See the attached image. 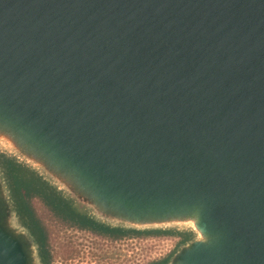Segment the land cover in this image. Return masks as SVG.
<instances>
[{
	"label": "water",
	"instance_id": "1",
	"mask_svg": "<svg viewBox=\"0 0 264 264\" xmlns=\"http://www.w3.org/2000/svg\"><path fill=\"white\" fill-rule=\"evenodd\" d=\"M0 142L192 227L172 264H264V0H0ZM0 264H31L1 216Z\"/></svg>",
	"mask_w": 264,
	"mask_h": 264
},
{
	"label": "rangeland",
	"instance_id": "2",
	"mask_svg": "<svg viewBox=\"0 0 264 264\" xmlns=\"http://www.w3.org/2000/svg\"><path fill=\"white\" fill-rule=\"evenodd\" d=\"M0 151L21 163L28 170L23 173L25 176L31 178L32 174H36L45 179L49 187L55 189L65 199L72 200L73 207L78 211L92 212L95 218L102 221L133 226L128 219L126 223L122 222L124 217L100 214L97 208L93 209L90 207L91 204L83 202L76 193L69 191L49 171L30 161L24 153L8 148L1 142ZM24 193L34 217L46 233L51 255L50 264H150L170 255L186 240L184 232L188 228L193 230L190 226L174 225L172 229H177L174 232L143 231L140 234L115 239L96 233L92 229L72 225L51 208L40 189L30 192L25 190ZM111 216L114 217L112 220ZM11 221L12 227L22 230L21 221L16 214Z\"/></svg>",
	"mask_w": 264,
	"mask_h": 264
},
{
	"label": "trees",
	"instance_id": "3",
	"mask_svg": "<svg viewBox=\"0 0 264 264\" xmlns=\"http://www.w3.org/2000/svg\"><path fill=\"white\" fill-rule=\"evenodd\" d=\"M28 172L26 168L23 167L15 158L10 157L6 153L0 151V193L2 192L3 198L0 197V216L4 223L5 218L1 213V208L3 206V201L6 200L8 207L10 206L9 211H17L20 216L23 218L24 224L28 228L30 234L34 237L37 244L41 249L42 254L46 255L45 258H49L50 252L48 249L47 236L43 230L40 223L34 217L30 206L25 200L24 191H43L45 198L47 199L48 204L51 208L64 219L74 224L78 225L82 229H101L102 233L106 235L108 227L104 225H99L96 221L89 219L86 215L81 214L79 211H76L68 200L62 197L55 189L53 190L49 187L45 179L36 174H32V177H27L23 173ZM45 180V181H44ZM5 191V192H4ZM5 193V194H4ZM4 199V200H3ZM134 227V226H133ZM96 229V230H97ZM133 232L130 234H140L143 231L146 232H174L177 229H172V227H161L157 228H144L140 229L137 227L133 228ZM99 232V231H98ZM118 236L114 237L115 239L124 237V232L122 230H117ZM186 240L175 249L170 255L164 257L158 262H152L150 264H172L175 259L176 253L186 247L196 238V233L191 228H188L184 232ZM25 248V247H24ZM26 250V249H25ZM49 255V256H48Z\"/></svg>",
	"mask_w": 264,
	"mask_h": 264
},
{
	"label": "flooded vegetation",
	"instance_id": "4",
	"mask_svg": "<svg viewBox=\"0 0 264 264\" xmlns=\"http://www.w3.org/2000/svg\"><path fill=\"white\" fill-rule=\"evenodd\" d=\"M1 195H3L2 192L0 193V197L3 198V196H1ZM2 203H3V206L1 208V213L3 214V216L5 218V222H6L7 226L12 231L16 232L17 236L19 237V239L23 243V245H24V247H25V249H26V251L28 253V256H29L31 264H50L51 255L50 256L48 255L49 258H45L46 255L42 254L41 249L39 247V244L36 243L34 237L30 234V232H29L28 228L26 227V225L24 224L23 218L20 216V214L17 211H15V210H12V212L9 211L10 206L8 207V205L6 204V200H4ZM69 203L73 207L72 200H70ZM90 207H92L93 209L96 208L92 204H91ZM75 210L78 211L77 209H75ZM80 213L86 215L89 219L96 221V223H98L99 225H104V226L108 227L109 228L108 229L109 232H106V235L111 237V238H114V237L118 236L117 230H119V229L124 232L123 236L130 235L133 232V230H134L133 229L134 227L131 226V225H126L124 223L114 224L112 222L102 221L100 219H97V218H95L92 215V212H86V213L80 212ZM15 214L18 217V219L21 221L22 230H16L14 227H12L11 219H12L13 216H15ZM110 218L112 220L114 217L111 216ZM122 222H125V223L127 222L125 217L123 218ZM96 229H95L96 233L98 231H99V233H102L101 229H97V230Z\"/></svg>",
	"mask_w": 264,
	"mask_h": 264
}]
</instances>
